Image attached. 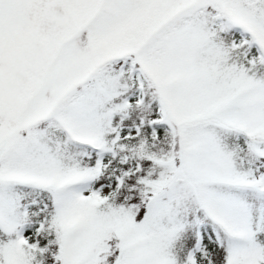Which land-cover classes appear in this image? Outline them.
Returning a JSON list of instances; mask_svg holds the SVG:
<instances>
[{"label":"snow or ice","instance_id":"6c2138e0","mask_svg":"<svg viewBox=\"0 0 264 264\" xmlns=\"http://www.w3.org/2000/svg\"><path fill=\"white\" fill-rule=\"evenodd\" d=\"M0 264H264V0H0Z\"/></svg>","mask_w":264,"mask_h":264}]
</instances>
